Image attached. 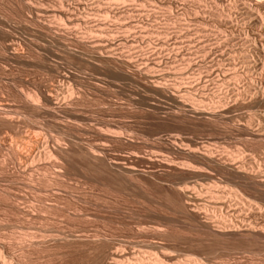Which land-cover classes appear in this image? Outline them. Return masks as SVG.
Instances as JSON below:
<instances>
[{
	"label": "rangeland",
	"instance_id": "1",
	"mask_svg": "<svg viewBox=\"0 0 264 264\" xmlns=\"http://www.w3.org/2000/svg\"><path fill=\"white\" fill-rule=\"evenodd\" d=\"M26 1L0 0V264H154L160 257L157 264H264V237L247 232H264V137L246 127L251 106L264 110V98L246 102L235 93H250L247 67L219 52L224 26L199 16L234 0H176L172 10L159 0H84L89 20L69 31ZM49 19L53 29L44 23ZM90 24L105 30L88 33ZM82 31L87 43L75 39ZM232 71L241 72L240 80ZM196 75L201 86L194 88ZM151 79L175 95L157 93ZM30 95L46 109L27 104ZM222 104L231 108L228 116L210 113ZM195 106L206 112L196 114ZM226 225L234 229L222 231Z\"/></svg>",
	"mask_w": 264,
	"mask_h": 264
},
{
	"label": "bare ground",
	"instance_id": "2",
	"mask_svg": "<svg viewBox=\"0 0 264 264\" xmlns=\"http://www.w3.org/2000/svg\"><path fill=\"white\" fill-rule=\"evenodd\" d=\"M28 1V0H27ZM26 1V2H27ZM72 1V0H71ZM77 1V3L78 4H80V5H76L75 3H74V1H73V3L75 4H72L71 2H64L63 0H59L58 1V3L57 4H55V5H52V6H45V4H43V3H34V2H32L31 0L30 1H28L27 3H28V7L30 8V10H35L37 13H40L39 15H43V16H47V17H51V18H56V19H58L59 21H61L62 22V24L61 25H64V29L66 30V28L68 29L67 31H69L70 30V28H74V27H80L81 26V24H87V21L89 20H87L86 19V12H89V13H91L90 11H86V10H89L88 8L86 9V7L84 8V6L82 7V3H83V5H84V3L86 2V4H88V2L90 3V0H88V2L87 1H84V0H76ZM92 1V0H91ZM114 1V0H113ZM151 1V0H150ZM159 1H163L167 6H168V8H166L167 6H165V8L166 9H169V8H171V10L174 8V4H176V0H159ZM217 1V0H216ZM216 1H215V3H216ZM221 1V0H220ZM223 1V0H222ZM232 1V0H231ZM230 1V2H231ZM42 2V1H41ZM47 2V1H46ZM94 2V1H93ZM96 2V1H95ZM105 2V1H104ZM109 2V1H108ZM227 2V1H226ZM23 3V2H22ZM49 3V2H48ZM114 3V2H113ZM162 3V2H161ZM182 3V2H181ZM204 3V2H203ZM218 3V2H217ZM216 3V4H217ZM220 3V2H219ZM218 3V4H219ZM19 4V3H18ZM94 4L95 3H92L91 5H93V7H94ZM197 4V3H196ZM223 4H225L224 2H223ZM14 5V4H13ZM98 5V4H97ZM106 5H108V4H106ZM105 4H104V6H106ZM126 5V4H125ZM183 5V4H182ZM19 6V5H18ZM24 6V5H23ZM99 6H100V4H99ZM98 6V7H99ZM180 6V5H179ZM206 6V5H205ZM208 6V5H207ZM212 6V5H211ZM218 6V5H217ZM226 6H227V4L225 5V7H224V5H223V7L224 8H226ZM89 7H91V6H89ZM101 7V6H100ZM119 7V6H118ZM131 7V6H130ZM163 7V6H162ZM173 7V8H172ZM178 9L180 8V7H178V6H176ZM214 7H215V5H214ZM238 7H240V8H238ZM21 8V7H20ZM104 8V7H103ZM107 8V7H106ZM164 8V9H165ZM192 8V7H191ZM201 8V7H200ZM206 8L207 7H205L204 9L206 10ZM209 8V7H208ZM211 8H213V7H211ZM210 8V10H212V14L210 13V14H208V12L205 14V12L206 11H204L203 13H201V15L199 14V16H201L202 18H203V20H202V22L204 21V23H205V21H211L210 19L211 18H214L213 19V21H215V23L216 22H218L219 23V25H221V26H224L222 29H221V27L219 28V29H221L220 31H221V38H222V44H223V42H224V44L222 45V49H221V51H219V52H221V54H222V56L223 55H226V54H228V55H231L232 57H236L237 58V56H239L238 58H239V60L241 59L242 61H240L241 63L243 62V64L247 67V73H249L248 75H250L251 77H249V78H251L252 79V85L251 84H249V85H251V86H249L251 89H249L248 91H250V93L249 92H247V91H245L246 89H247V87H246V89L245 90H242V89H239V88H236V89H238V91H236L235 93H237V95L238 96H240V97H242V99H244V100H246V99H248V98H251V97H253V95H255V98H256V96L257 97H262V98H264V15L262 14V9L264 10V0H234V2H233V4H232V6L231 7H229V8H227L226 10L224 9V10H222V9H220L221 11H215V13H213L214 11H213V9H211ZM216 8V7H215ZM15 9V8H14ZM91 9H93V8H91ZM96 9V8H95ZM109 9V8H108ZM113 9V8H112ZM138 9V8H137ZM164 9H162V10H164ZM178 9H177V11H178ZM181 9V8H180ZM183 9V8H182ZM202 9V8H201ZM217 9V8H216ZM215 9V10H216ZM110 10V9H109ZM124 10V9H123ZM170 10V9H169ZM219 10V9H218ZM234 10L236 11H238V13H236V12H234ZM13 11V10H12ZM23 11H24V9H23ZM86 11V12H85ZM93 11V10H92ZM104 11V10H103ZM112 11H115V10H112ZM130 11V10H129ZM168 11V10H167ZM174 11V10H173ZM173 11H171V12H173ZM190 10L189 9H186L185 8V12H189ZM197 11V10H196ZM196 11H195V15L198 17V13L200 12V10L196 13ZM207 11H209V10H207ZM27 12V11H26ZM35 12V13H36ZM106 13L108 12V10H106L105 11ZM134 12V11H133ZM182 12V11H181ZM184 12V11H183ZM191 12H193V11H191ZM190 12V13H191ZM202 12V11H201ZM217 12V13H216ZM20 13V12H19ZM93 13V12H92ZM106 13H105V16H106ZM120 13V12H119ZM129 13V12H128ZM175 13V12H174ZM173 13V14H174ZM177 13V12H176ZM234 13H236V14H238L240 17H241V19H240V21L242 20V22H240L239 20H237L238 18V16L235 18V15H234ZM264 13V12H263ZM104 14V13H103ZM107 14H109V12L107 13ZM115 14V13H114ZM114 14H112L113 16H115ZM169 14V13H168ZM178 14H180V13H178ZM182 14V13H181ZM186 14V13H185ZM18 15V14H17ZM24 15V14H23ZM92 15V14H91ZM120 15V14H119ZM124 15H125V13H124ZM128 15V14H127ZM121 16V15H120ZM144 16V15H143ZM170 16V15H169ZM181 16V15H180ZM187 16H189V15H187ZM192 16V15H191ZM195 16V17H196ZM6 17V16H5ZM8 17V16H7ZM107 17H109L108 15H107ZM106 17V18H107ZM112 17V16H111ZM126 17V16H125ZM129 17V16H128ZM183 17V16H182ZM194 17V16H193ZM200 17V18H201ZM1 18V17H0ZM20 18H22V17H20ZM33 18H35V17H33ZM94 18V17H93ZM92 18V19H93ZM105 18V17H104ZM132 18H134V17H132ZM136 18V17H135ZM147 18V17H146ZM184 18V17H183ZM189 18V17H188ZM18 19V18H17ZM16 19V20H17ZM27 19V18H26ZM38 19V18H37ZM48 19V18H47ZM55 19V20H56ZM121 19V18H120ZM142 19V18H141ZM197 19H199V18H197ZM197 19L195 18V20H196V22H197ZM18 20H20V19H18ZM29 20V19H28ZM39 20V19H38ZM37 20V21H38ZM43 20V19H42ZM50 20V19H49ZM53 20V19H52ZM58 20H56V21H58ZM101 20V19H100ZM106 20H108V19H106ZM115 20V19H114ZM124 20V19H123ZM134 20V19H133ZM143 20V19H142ZM155 20V19H154ZM185 20H187V19H185ZM189 20H190V18H189ZM200 20V21H201ZM3 21V20H2ZM5 21H6V19H5ZM30 21V20H29ZM46 21V22H45ZM44 21V23H45V25H47V27L49 28V27H51V25H52V22H51V20H50V23H48L47 22V20H45ZM104 21V20H103ZM132 21V20H131ZM138 21V20H137ZM159 21V20H158ZM173 21V20H172ZM177 21V20H176ZM175 21V22H176ZM193 21V20H192ZM212 21V22H213ZM108 22V21H107ZM127 22V21H126ZM146 22H148V21H146ZM149 22H151V21H149ZM167 22V21H166ZM189 22V21H188ZM187 22V23H188ZM201 22V23H202ZM27 23V22H26ZM43 22H42V24H44ZM58 23V22H57ZM103 23V22H102ZM118 23H119V20H118ZM127 23H129V22H127ZM133 23V22H132ZM156 23V22H155ZM160 23V22H159ZM190 23V22H189ZM199 23V22H198ZM210 23V22H209ZM218 23H216L217 25H218ZM1 24V23H0ZM3 24V23H2ZM6 24V23H5ZM29 24V23H28ZM32 24V23H31ZM96 24H98V23H96ZM100 24V23H99ZM134 24V23H133ZM135 24H139V23H135ZM142 24V23H141ZM175 24H177V23H175ZM186 24V23H185ZM214 24V23H213ZM25 25V24H24ZM44 25V26H45ZM54 25V24H53ZM92 24H90L89 25V28H88V33H92L94 30H96L97 31V29L99 30H105V28L104 29H102V27H101V25L99 26V25H97L98 27H96L95 28V26H94V24H93V26H91ZM147 25V24H146ZM153 25H155V24H153ZM159 25V24H158ZM164 25V24H163ZM173 25V24H172ZM202 25V24H201ZM205 25V24H204ZM218 25V26H219ZM28 26V25H27ZM29 26H30V24H29ZM32 26V25H31ZM108 26V25H107ZM127 26V25H126ZM129 26V25H128ZM133 26V25H132ZM136 26H139V25H136ZM150 26V25H149ZM175 26H177V25H175ZM7 27V26H6ZM15 27H16V25H15ZM109 27V26H108ZM116 27V26H115ZM120 27V26H119ZM167 27V26H166ZM171 27H174V26H171ZM5 28V27H4ZM26 28V27H25ZM52 28V27H51ZM58 28V27H57ZM60 28H62V26L60 27ZM72 28V29H73ZM82 28V27H81ZM112 28V27H111ZM130 28V27H129ZM145 28H146V26H145ZM147 28H148V26H147ZM151 28V27H150ZM153 28V27H152ZM157 28V27H156ZM155 28V29H156ZM229 28V29H228ZM6 29V28H5ZM32 29V28H31ZM53 29V28H52ZM79 29V28H78ZM87 29V28H86ZM107 29V28H106ZM109 29V28H108ZM126 29V28H125ZM131 29V28H130ZM144 29V28H143ZM173 29V28H172ZM215 29V28H214ZM216 29H218V28H216ZM7 30V29H6ZM57 30V29H56ZM123 30V29H122ZM141 30V29H140ZM160 30V29H159ZM166 30H168V29H166ZM165 30V31H166ZM178 30H179V28H178ZM184 30V29H183ZM182 30V31H183ZM188 30V29H187ZM189 30H190V28H189ZM5 31V30H4ZM32 31V30H31ZM50 31V30H49ZM78 31V30H77ZM83 31H85V27H84V30ZM83 31H82V34L80 33V34H76V35H74L75 36V39L76 40H78L79 42H88L87 40H88V37H87V34L85 35V33H83ZM126 31H127V29H126ZM131 31V30H130ZM171 31V30H170ZM181 31V30H180ZM181 31V32H182ZM185 31V30H184ZM183 31V32H184ZM219 31V30H218ZM9 32V31H8ZM56 32V31H55ZM87 32V31H86ZM188 32V31H187ZM46 33V32H45ZM49 33V32H48ZM63 33V32H62ZM70 33V32H69ZM75 33V32H74ZM73 33V34H74ZM79 33V32H78ZM111 34H112V32H110ZM159 33V32H158ZM157 33V34H158ZM178 34H179V32H177ZM177 33H175V34H177ZM216 33V32H215ZM11 34V33H10ZM65 34V33H64ZM63 34V35H64ZM93 34V33H92ZM96 34V33H95ZM140 33H137V35H139ZM206 34V33H205ZM39 35V34H38ZM44 35V34H43ZM67 35V34H66ZM69 35V34H68ZM67 35V36H68ZM99 35V34H98ZM110 35V34H109ZM165 35V34H164ZM167 35V34H166ZM219 35V34H218ZM89 36V35H88ZM128 36V35H127ZM126 36V37H127ZM135 36V35H134ZM133 36V37H134ZM168 36V35H167ZM45 37V36H44ZM66 37V36H65ZM65 37H64V39H65ZM90 38H91V35L89 36ZM93 37V36H92ZM98 37V36H97ZM99 37H101V36H99ZM107 37V36H106ZM220 37V36H219ZM218 37V38H219ZM4 38H5V36H4ZM36 38V37H35ZM46 38V37H45ZM102 38V37H101ZM125 38V37H124ZM165 38V37H164ZM177 38V37H176ZM40 39V38H39ZM60 40L62 39V38H59ZM63 39V40H64ZM68 39H69V36H68ZM95 38H93V43L92 44H94L93 46H97V47H99V46H102V42L104 41H102V42H100V39H97V40H94ZM104 39V38H103ZM108 39V38H107ZM140 39V38H139ZM167 39V38H166ZM6 40V39H5ZM90 40H92V39H90ZM90 40H89V42H90ZM119 40V39H118ZM126 40H129V39H126ZM132 40V39H131ZM134 40V39H133ZM37 41V40H36ZM45 41V40H44ZM55 41V40H54ZM71 41H72V39H71ZM111 41H113L112 39H111ZM110 41V42H111ZM179 41V40H178ZM219 41V40H218ZM237 41H239V42H241L242 44H240V46L242 45V48L241 49H239V47H238V49L236 48L237 47V45L239 44V42H237ZM15 42V41H14ZM23 42V41H22ZM39 42V41H38ZM41 42V41H40ZM43 42V41H42ZM61 42H62V40H61ZM66 42V41H65ZM73 42V41H72ZM92 42V41H91ZM107 42V41H106ZM116 42V41H115ZM120 42V41H119ZM118 42V43H119ZM123 43H124V41H122ZM121 42V43H122ZM138 42V41H137ZM171 42V41H170ZM221 42V41H220ZM236 42L238 43L236 46L234 45L233 46V44H236ZM18 43V42H17ZM52 43V42H51ZM129 43H130V41H129ZM7 44V43H6ZM45 44V43H44ZM62 44V43H61ZM92 44H91V46H92ZM104 44V43H103ZM106 44V43H105ZM166 44V43H165ZM175 44V43H174ZM191 44V43H190ZM232 44V46H230ZM13 45V44H12ZM36 45V44H35ZM38 45V44H37ZM65 45V44H64ZM77 45V44H76ZM106 45H108V44H106ZM105 45V47L107 48V46ZM113 45V44H112ZM120 45V44H119ZM213 45H215V44H213ZM218 45V44H217ZM220 45V44H219ZM40 46V45H39ZM72 46V45H71ZM81 46V45H80ZM87 46V45H86ZM85 46V47H86ZM90 46V45H89ZM88 46V47H89ZM174 46H176V45H174ZM201 46V45H200ZM210 46V45H209ZM14 47V46H13ZM18 47V46H17ZM46 47V46H45ZM104 47V46H103ZM102 47V48H103ZM193 47V46H192ZM196 47V46H195ZM199 47V46H198ZM207 47V46H206ZM212 47V46H211ZM40 48V47H39ZM63 48V47H62ZM105 48V49H106ZM113 48V47H112ZM173 48H175V47H173ZM180 48V47H179ZM179 48H178V50H179ZM200 48V47H199ZM204 48V47H203ZM11 49V48H10ZM37 49V48H36ZM47 48H45V50H46ZM58 49V48H57ZM68 49V48H67ZM66 49V50H67ZM72 49V48H71ZM79 49V48H78ZM93 49V48H92ZM97 49H99V48H97ZM192 49V48H191ZM220 49V48H219ZM15 50H17V49H15ZM14 50V51H15ZM19 50V49H18ZM63 50V49H62ZM75 50V49H74ZM77 50V49H76ZM80 50V49H79ZM85 50V49H84ZM108 50H109V48H108ZM168 50V49H167ZM180 50H181V48H180ZM198 50V49H197ZM216 50V49H215ZM22 51V50H21ZM48 51V50H47ZM65 51V50H64ZM69 51V50H68ZM68 51H67V53H68ZM97 51V50H96ZM100 51H103L102 49H100ZM172 51H174L173 49H172ZM172 51H171V53H172ZM188 51V50H187ZM191 51V50H190ZM189 51V52H190ZM193 51V50H192ZM208 51V50H207ZM213 51V50H212ZM62 52V51H61ZM79 52V51H78ZM82 52H84V51H82ZM82 52H81V54H82ZM92 52V51H91ZM115 52V51H114ZM179 52H181V51H179ZM179 52H177L176 54L177 55H179ZM196 52V51H195ZM217 52V51H216ZM215 52V53H216ZM11 53V52H10ZM67 53H64V54H67ZM93 53V52H92ZM159 53V52H158ZM200 53V52H199ZM206 53V52H205ZM61 54V53H60ZM69 54V53H68ZM71 54V53H70ZM74 54H77V53H74ZM86 54V53H85ZM106 54V53H105ZM167 54H170L169 53V51H168V53ZM195 54V53H194ZM13 55V54H12ZM27 55V54H26ZM102 55V54H101ZM113 55V54H112ZM117 55V54H116ZM159 55V54H158ZM163 55V54H162ZM171 55V54H170ZM174 55V54H173ZM197 55V54H196ZM207 55V54H206ZM227 55V56H228ZM234 55V56H233ZM9 56V55H8ZM29 56V55H28ZM63 56V55H62ZM90 56V55H89ZM103 56V55H102ZM115 56V55H114ZM161 56V55H160ZM168 56V55H167ZM172 56V55H171ZM180 56V55H179ZM179 56H178V59H179ZM189 56V55H188ZM18 57H20V56H18ZM68 57V56H67ZM109 57H110V55H109ZM158 57V56H157ZM161 57H163V56H161ZM175 57V56H174ZM183 57V56H182ZM193 57V56H192ZM197 57V56H196ZM195 57V58H196ZM205 57V56H204ZM216 57V56H215ZM231 57V58H232ZM8 58V57H7ZM78 58V57H77ZM95 58V57H94ZM112 58V57H111ZM114 58V57H113ZM149 58V57H148ZM168 58H169V56H168ZM190 58H191V56H190ZM194 58V57H193ZM227 57H225V59H226ZM234 58H232L233 60V62L235 63V61H234ZM238 58H237V61H238ZM63 59V58H62ZM80 59H81V57H80ZM122 59V58H121ZM151 59V58H150ZM159 58H157L156 60H158ZM184 59H185V57H184ZM214 59V58H213ZM221 59V58H220ZM228 59V58H227ZM227 59H226V61H227ZM95 60V59H94ZM103 60V59H102ZM104 60H106V59H104ZM117 60V59H116ZM120 60V59H119ZM131 60V59H130ZM170 60V59H169ZM222 60H223V58H222ZM69 61V60H68ZM100 61V60H99ZM118 61V60H117ZM126 61H127V59H126ZM129 61V60H128ZM153 61V60H152ZM155 61V60H154ZM160 61V62H159ZM158 62L160 63V64H162L161 63V58H160V60H159ZM171 61V60H170ZM180 61V60H179ZM195 61V60H194ZM193 61V62H194ZM236 61V62H237ZM3 62H5V61H3ZM55 62V61H54ZM59 62V61H58ZM119 62V61H118ZM148 62V61H147ZM151 62V61H150ZM149 62V63H150ZM175 62V61H174ZM190 62V61H189ZM196 62V61H195ZM223 62V61H222ZM228 62V61H227ZM239 62V61H238ZM239 62V63H240ZM117 63V62H116ZM158 63V64H159ZM179 63H182V62H179ZM179 63H177V64H179ZM191 63H192V61H191ZM190 63V64H191ZM213 63V62H212ZM240 63V64H241ZM60 64V63H59ZM129 64H131V63H129ZM148 64V63H147ZM150 64H152V63H150ZM159 64V65H160ZM176 64V63H175ZM177 64H176V66H177ZM226 64V63H225ZM99 65V64H98ZM139 65V64H138ZM143 65L144 64H142V67H143ZM168 65V64H167ZM181 65V64H180ZM183 65V64H182ZM236 65H238V63H236ZM101 66V65H100ZM125 66V65H124ZM140 66V65H139ZM149 66V65H148ZM152 66V65H151ZM164 66V65H163ZM241 66V65H240ZM56 67V66H55ZM57 67H58V64H57ZM147 67V66H146ZM178 67H180V66H178ZM235 67V66H234ZM245 67V68H246ZM183 68V67H182ZM181 68V69H182ZM186 68V67H185ZM212 68V67H211ZM214 68H216V67H214ZM236 68H237V66H236ZM236 68H234L233 70H235ZM55 69H57V68H55ZM117 69V68H116ZM136 69V68H135ZM145 69V68H144ZM154 69H156V68H154ZM221 69H222V67H221ZM220 69V70H221ZM239 69V68H238ZM3 70V69H2ZM1 70V71H2ZM150 70V69H149ZM149 70H147V71H149ZM153 70V69H152ZM158 70V69H157ZM173 70V69H172ZM203 70V69H202ZM216 70V69H215ZM219 70V71H220ZM243 70V69H242ZM242 70H241V72H242ZM127 71V70H126ZM140 71V70H139ZM159 71V70H158ZM157 71V72H158ZM200 71V70H199ZM207 71H210V70H207ZM219 71H218V69H217V72L219 73ZM228 71V70H227ZM240 71V70H239ZM59 72V71H58ZM134 72V71H133ZM144 72H146V71H144ZM154 72V71H153ZM152 72V73H153ZM156 72V73H157ZM162 72V71H161ZM161 72H159V73H161ZM166 72V71H165ZM211 72H213V74L211 73ZM211 72H207V73H211L212 75H214L215 76V72L213 71V69H212V71ZM222 72V71H221ZM233 73L234 72H236L235 73V75H234V78L235 79H239L240 78V76H242V74H240L241 72H239L238 73V71H232ZM6 73V72H5ZM150 73V72H149ZM126 74V73H125ZM131 74V73H130ZM155 74V73H154ZM153 74V75H154ZM197 74V73H196ZM223 74V73H222ZM228 73H226V75H227ZM243 74H244V71H243ZM2 75H4L3 73H2ZM63 75V74H62ZM127 75V74H126ZM145 75H147V74H145ZM159 74L157 73V76H158ZM192 75V74H191ZM200 75H202L201 73H200ZM208 75V74H207ZM229 75V74H228ZM0 76H1V74H0ZM5 76V75H4ZM60 76V75H59ZM151 76V75H150ZM199 76V75H198ZM204 76V75H203ZM208 76H210V74L208 75ZM208 76H207V78H208ZM128 77V76H127ZM126 77V78H127ZM136 77V76H135ZM145 77V76H144ZM143 77V78H144ZM147 77H148V75H147ZM193 77V76H192ZM196 77H197V75H196ZM217 77V76H216ZM231 77V76H230ZM244 77V76H243ZM243 77H241V79L243 78ZM1 78V77H0ZM62 78H63V76H62ZM70 78V77H69ZM129 78V77H128ZM150 77H148V79H149ZM153 78V77H152ZM156 78V77H155ZM157 78H159V76L157 77ZM205 78V77H204ZM213 78V77H212ZM215 78V77H214ZM195 79V78H194ZM193 79V80H194ZM226 79V78H225ZM229 79V78H228ZM66 80V79H65ZM154 80V79H153ZM156 80V79H155ZM184 80V79H183ZM187 80V79H186ZM193 80H192V87H196L199 83H200V81H201V76L198 78L197 77V80L195 81V82H193ZM204 80H206V79H204ZM208 80V79H207ZM240 80V79H239ZM67 81V80H66ZM148 81V80H147ZM160 79H159V81H158V79H157V84H156V81H155V83H154V81H152V79H151V81L150 82H152V84L150 83V85H152L155 89H157V93H162V94H168L169 92H171L169 89H168V86L169 85H167V83H165L164 85L163 84H160ZM182 81V80H181ZM188 81H190V79L188 80ZM242 81V80H241ZM68 82V81H67ZM234 82H236V81H234ZM250 82H251V80H250ZM1 83H3V82H1ZM58 83V82H57ZM60 83V82H59ZM65 83V82H64ZM69 83V82H68ZM149 83V82H148ZM164 83V82H163ZM168 83H170V82H168ZM175 83V82H174ZM63 84V83H62ZM67 84V83H66ZM146 84V83H145ZM204 84V83H203ZM238 84V83H237ZM59 85V84H58ZM149 85V84H148ZM172 85V84H171ZM175 85H177V83L175 84ZM190 85H191V83H190ZM200 85V84H199ZM198 85V86H199ZM201 86V85H200ZM1 87V86H0ZM146 87V86H145ZM151 87V86H150ZM175 87H179L178 88V90H183L184 88H182L181 89V87H180V85L178 86H175ZM188 87V86H187ZM227 87V86H226ZM237 87V86H236ZM245 87V86H244ZM70 89H71V87H70ZM72 89H73V87H72ZM176 89V88H175ZM190 89V88H189ZM199 89H200V87H199ZM227 89H229V88H227ZM44 90V89H43ZM56 90V89H55ZM64 90V89H63ZM74 90V89H73ZM72 90V91H73ZM22 91V90H21ZM40 91H41V89H40ZM71 91V92H72ZM156 91V90H155ZM185 91V90H184ZM191 91V90H190ZM234 91V90H233ZM23 92V91H22ZM37 92V91H36ZM70 92V91H69ZM68 92V93H69ZM154 92V91H153ZM177 92H179V91H177ZM188 92V91H187ZM29 93V92H28ZM42 93V92H41ZM50 93V92H49ZM67 93V92H66ZM67 93V94H68ZM74 93V91L71 93V94H73ZM176 93V92H175ZM186 93V92H185ZM189 94H190V92H188ZM33 94V93H32ZM55 94V93H54ZM70 94V93H69ZM152 94H154V93H152ZM156 94V93H155ZM170 94V93H169ZM171 94H173V95H175L174 94V92H171ZM170 94V95H171ZM183 94V93H182ZM187 94V93H186ZM251 94V95H250ZM26 95H28V94H25V97H26ZM43 97H44V99L43 100H45L47 103H54V100H55V97H53V95H52V93L50 94V95H48V94H45V93H43V94H41ZM65 95V94H64ZM74 95V94H73ZM188 95V94H187ZM233 95V94H232ZM42 96H41V98H42ZM185 96V95H184ZM192 96V95H191ZM191 96H189V97H191ZM231 96V95H230ZM229 96V97H230ZM236 96V95H235ZM238 96L236 97V98H238ZM251 96V97H250ZM21 97V96H20ZM36 98H34L33 97V95H30L29 96V102H27V104H29L30 106H33V108L34 109H36V110H38V112H41V111H39V110H42V109H46V108H43V105L41 104H39V103H37V102H35L36 101V99H37V97H39L38 95H36L35 96ZM62 97V96H61ZM60 97V98H61ZM67 97V96H66ZM75 96H73L72 98H74ZM167 97V96H166ZM228 97V96H227ZM234 97V96H233ZM59 98V99H60ZM64 98H65V96H64ZM64 98H63V100H64ZM78 98V97H77ZM176 98H178V97H176ZM175 98V99H176ZM181 98V97H180ZM22 99V98H21ZM58 99V100H59ZM62 99V98H61ZM70 99H71V97H70ZM168 99H169V96H168ZM231 99V98H230ZM239 99V98H238ZM241 99V100H242ZM258 99V98H257ZM174 100V99H173ZM184 100V99H183ZM204 100V99H203ZM218 100V99H217ZM226 100V99H225ZM237 100V99H236ZM26 101V100H25ZM65 101V100H64ZM63 101V102H64ZM78 101H79V99H78ZM180 101V100H179ZM186 101V100H185ZM243 101V100H242ZM259 101V100H258ZM262 100L260 99V101L259 102H261ZM61 102V101H60ZM62 102V103H63ZM213 102V101H212ZM241 102V101H240ZM246 102H247V100H246ZM177 103V102H176ZM188 103V102H187ZM203 103V102H202ZM216 103V102H215ZM214 103V104H215ZM220 103V102H219ZM226 103H228V102H226ZM234 103V102H233ZM241 103H243V102H241ZM250 103V102H249ZM1 104V103H0ZM76 104V103H75ZM199 104V103H198ZM229 104V103H228ZM227 104V105H228ZM2 105V104H1ZM73 105V104H72ZM189 105V104H188ZM216 105V104H215ZM214 105V106H215ZM242 105V104H241ZM252 105V104H251ZM25 106V105H24ZM57 105H55V107H56ZM62 106V105H61ZM181 106V105H180ZM183 106H185V105H183ZM213 106V105H212ZM250 106V105H249ZM4 107V106H3ZM45 107V106H44ZM66 107H67V105H66ZM182 107V106H181ZM198 107V106H197ZM196 106L195 107H192V111L193 112H197V113H205L206 112V109H202V108H197ZM221 109H219V110H212L210 113L211 114H213V115H216V114H223V116L224 115H229V113L232 111L231 110V108L230 107H228V106H224V104H222L221 106ZM2 108V107H1ZM251 108H253L252 109V113H251V115H249L250 116V119L247 121L248 122V124L246 125V127L248 128V129H251L252 130V132L254 131L255 133H256V135H259V136H263L264 137V110H261V107L260 106H255V104L253 105V106H251ZM3 109H6V107L5 108H3ZM57 109V108H56ZM61 109V108H60ZM186 109V108H185ZM55 110V109H54ZM62 110V109H61ZM2 111V110H1ZM35 111V110H34ZM42 111H44V110H42ZM52 111V110H51ZM69 111V110H68ZM208 111V110H207ZM247 111V110H246ZM4 112H6V111H4ZM249 112H251V111H249ZM248 112V113H249ZM7 113V112H6ZM59 113V112H58ZM196 113V114H197ZM209 113V112H208ZM208 113H206V114H208ZM56 114V113H55ZM176 115H177V113H175ZM235 114V113H234ZM57 115V114H56ZM236 115H237V113H236ZM222 116V117H223ZM231 116V115H230ZM236 117V116H235ZM246 117H248V116H246ZM211 118V117H210ZM224 118V117H223ZM227 118V117H226ZM215 120H217L216 118H214ZM212 120V119H211ZM228 120V119H227ZM214 121V120H213ZM223 121V120H222ZM231 121V120H230ZM237 121V120H236ZM215 122V121H214ZM232 123V122H231ZM238 123V122H237ZM228 125V124H227ZM241 125V124H240ZM224 126V125H223ZM226 126V125H225ZM229 126V125H228ZM230 127H231V125H230ZM225 128V127H224ZM245 128V127H244ZM234 129V128H233ZM236 129V128H235ZM237 130H239V129H237ZM242 130V129H241ZM250 130V131H251ZM105 131V130H104ZM226 131V130H225ZM227 131H229V130H227ZM233 132V131H232ZM235 132H237V131H235ZM108 133V132H107ZM246 135V134H245ZM252 135V134H251ZM254 135V134H253ZM251 137V136H250ZM254 138V137H253ZM260 138V137H259ZM250 139V138H249ZM257 139V138H256ZM261 140V139H260ZM96 150V149H95ZM195 150H197V149H195ZM91 151H93V150H91ZM193 151H194V149H193ZM49 153V152H48ZM94 153V152H93ZM206 156V155H205ZM208 157H210V156H208ZM236 159H238V158H236ZM243 159V158H242ZM234 160V159H233ZM241 161V160H240ZM244 161V160H243ZM241 164V163H240ZM236 166H239L238 164L236 165L235 164V167ZM196 167V166H195ZM190 168V167H189ZM188 167H187V169H189ZM186 169V168H185ZM190 169H192V168H190ZM193 169H195V168H193ZM198 169V168H197ZM201 169V168H200ZM199 169V170H200ZM239 169V168H238ZM246 169V168H245ZM193 171V170H192ZM238 171V170H237ZM248 171V170H247ZM235 173V172H234ZM238 173V172H237ZM247 174V173H246ZM254 174V173H253ZM253 174H251V175H253ZM248 175H250V173L248 174ZM255 175V174H254ZM253 175V176H254ZM263 176V175H262ZM244 177V176H243ZM242 177V178H243ZM247 177V176H246ZM249 177V176H248ZM247 177V178H248ZM257 177V176H256ZM258 177H259V175H258ZM249 179V178H248ZM263 179V178H262ZM261 179V180H262ZM264 180V179H263ZM257 182V181H256ZM252 183V182H251ZM195 185V184H194ZM189 186V185H188ZM188 186H187V188H188ZM251 186V185H250ZM180 187V186H179ZM178 187V188H179ZM184 187V186H183ZM255 187V186H254ZM177 188V189H178ZM189 188H191L190 186H189ZM195 188H196V186H195ZM180 189H181V187H180ZM236 189V188H235ZM249 189V188H248ZM262 189V188H261ZM260 189V190H261ZM189 190V189H188ZM195 190V189H194ZM253 190V189H252ZM190 191V190H189ZM254 191H256V190H254ZM214 193V192H213ZM250 193V192H249ZM253 193V192H252ZM212 194V193H211ZM245 194V193H244ZM230 195V194H229ZM231 196V195H230ZM234 196L235 197H239L238 195H235L234 194ZM233 196V197H234ZM241 196V195H240ZM264 196V195H263ZM216 197V196H215ZM232 197V196H231ZM232 197V198H233ZM234 197V198H235ZM244 197V196H243ZM260 197V196H259ZM219 198V197H218ZM221 198V197H220ZM239 199V198H238ZM240 199H242V198H240ZM247 200H248V203L250 204V203H254V204H257V206L258 207H260L261 208V206L260 205H258V202H257V200L256 201H254V200H252L251 199V197L250 198H247ZM240 201V200H239ZM242 201V200H241ZM244 202V201H243ZM242 202V203H243ZM237 203V202H236ZM245 203V202H244ZM244 205V204H243ZM247 205V204H246ZM237 207H240V206H237ZM264 207V206H263ZM240 210V209H239ZM262 210H263V208H262ZM241 211V210H240ZM260 211V210H259ZM264 211V210H263ZM239 212V211H238ZM242 217V216H241ZM239 219V218H238ZM256 221V220H255ZM247 222V221H246ZM250 222V221H249ZM254 222V221H253ZM234 223V222H233ZM243 224V223H242ZM234 225H236V224H234ZM251 225V224H250ZM227 226V225H226ZM229 226V225H228ZM226 227L225 228V226L223 227V229H222V231H224V230H233L234 228H231V227ZM239 226V225H238ZM242 226V225H241ZM240 228V227H239ZM248 234H251L252 236L254 235V237H264V232L261 230H258V229H255V228H253L252 226H248ZM165 229V228H164ZM164 229H163V231H164ZM220 229V228H219ZM263 229V228H262ZM241 230V229H240ZM216 231V230H215ZM239 231V230H238ZM164 233V232H163ZM216 233H218V232H216ZM237 233V232H236ZM241 233V232H240ZM234 234V233H233ZM239 234V233H238ZM248 234H246V235H248ZM161 235V234H160ZM249 237V236H248ZM250 238V237H249ZM259 239V238H258ZM254 241V240H253ZM257 241V240H256ZM104 246H102V248H103ZM101 248V247H100ZM117 249V248H116ZM99 250V249H98ZM170 251V250H169ZM97 252V251H96ZM118 252V251H117ZM162 252H166V251H162ZM104 253V252H103ZM121 252H119V254H120ZM159 254V253H158ZM158 254L156 253V255L158 256ZM98 255V254H97ZM116 255H118V254H116ZM165 255V254H164ZM113 256V255H112ZM162 256V255H161ZM100 257V256H99ZM155 257V256H154ZM163 257L164 256H162V259H163ZM169 257V256H168ZM98 258V257H97ZM116 258H118L117 256L115 257V258H113V259H116ZM158 258V257H157ZM161 258V257H160ZM160 258H158V261H157V263H160L161 261H160ZM187 258V257H186ZM185 258V259H186ZM195 259L196 258V256L195 257H190L189 258V260H192V259ZM99 259V258H98ZM161 259V260H162ZM193 259V260H194ZM120 260V259H119ZM142 261V260H141ZM155 261V260H154ZM195 261V260H194ZM117 262V261H116ZM156 262V261H155ZM155 262H153L154 264H157V263H155ZM166 262V261H165ZM174 262H177V261H174ZM184 262V261H183ZM197 262V261H196ZM196 262H194V263H196ZM205 262V261H204ZM171 263H173V262H171ZM170 262H169V264H171ZM192 264H194L193 262H191ZM202 263V262H201ZM107 264H109V263H107ZM140 264V263H139ZM142 264V263H141ZM162 264V263H161ZM163 264H164V261H163ZM181 264V263H180ZM186 264V263H185ZM198 264H199V262H198Z\"/></svg>",
	"mask_w": 264,
	"mask_h": 264
}]
</instances>
